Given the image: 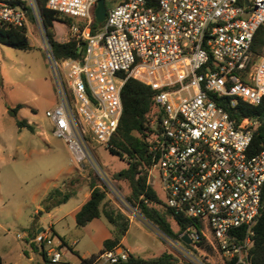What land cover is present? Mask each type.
<instances>
[{
    "label": "built area",
    "instance_id": "built-area-1",
    "mask_svg": "<svg viewBox=\"0 0 264 264\" xmlns=\"http://www.w3.org/2000/svg\"><path fill=\"white\" fill-rule=\"evenodd\" d=\"M23 4L39 16L36 0H0V24H27ZM97 4L47 1L74 18L71 28L87 42L82 58L62 62L59 101L46 111L54 134L64 138L73 161H91L90 141L108 147L118 128L127 79L151 85L162 114L147 134V183L175 214L195 221L180 237L205 239L224 264H251L264 203V148L251 149L259 121L236 120L224 104L264 100V55L252 48L264 25V0H119L92 33ZM16 236L52 262L66 261L52 226ZM128 254L105 250L91 264Z\"/></svg>",
    "mask_w": 264,
    "mask_h": 264
},
{
    "label": "rangeland",
    "instance_id": "rangeland-1",
    "mask_svg": "<svg viewBox=\"0 0 264 264\" xmlns=\"http://www.w3.org/2000/svg\"><path fill=\"white\" fill-rule=\"evenodd\" d=\"M118 1L106 0V6H114ZM27 23L32 49L22 50L0 43V254L11 252L13 262L29 264L22 254L26 240L17 238L16 234L30 231L38 224L47 227L50 223L54 224L57 234H65L70 241L78 239L76 248L80 253L99 252V239L105 233L110 234L112 225L101 216L107 229L99 231L98 235L83 234L82 227L68 213L71 206L91 190L88 183L93 172L107 192L106 200L132 220L125 243L133 248L137 246L136 255L154 258L171 252L180 258L178 264L187 261L191 264H224V258L211 246L194 244L197 250L191 251L183 242L167 236L128 202V182L114 178L127 163L111 153L108 147L90 141L91 161L72 160L66 141L54 134L52 120L46 115V111L59 101L58 82L61 78L64 81L66 69H57L51 64L40 17ZM54 32L59 41H67L73 36L78 38L64 22L56 21ZM18 119L31 125L32 129L18 126ZM69 170L71 175L80 173L84 178V182L77 185V194L52 211L39 209L44 194L60 184ZM158 193L164 202L163 195ZM172 226L177 230L174 223ZM56 239H59L57 235ZM63 252L70 264H79L75 252L67 247Z\"/></svg>",
    "mask_w": 264,
    "mask_h": 264
},
{
    "label": "trees",
    "instance_id": "trees-1",
    "mask_svg": "<svg viewBox=\"0 0 264 264\" xmlns=\"http://www.w3.org/2000/svg\"><path fill=\"white\" fill-rule=\"evenodd\" d=\"M38 15L43 23L47 39L51 48V56L59 69L62 62L69 58H82V40L73 36L67 41H59L55 38V22H64L68 25L74 23V18L63 15L60 12L47 6L48 0H36ZM26 8L28 20H34L36 15L32 8L23 4ZM103 23L99 24L94 18L92 33H96ZM0 43L14 48L29 50L32 46L28 37V23L22 26L0 24ZM252 48L256 54L264 55V25L259 27L255 33ZM157 90L151 85L134 77H129L122 88L123 113L116 132L110 139L108 149L111 153L125 160L127 166L114 174L116 180L128 182L130 191L126 198L147 220L156 225L167 236L183 242L191 251L197 250L194 244L210 246L205 239L197 243H186L180 234L188 226L197 227L195 221L186 215L175 214L160 199L154 187L147 183V170L150 163L148 153L147 134L151 129L152 120L160 118L161 109L156 102ZM22 105H19L20 107ZM230 116L236 120L242 117L257 119L259 125L254 133L251 149L256 152L264 148V100L258 105H250L239 101L231 107L224 104ZM18 126H32L25 121L18 119ZM84 182L80 173L69 175L58 186L51 188L42 200L44 211H51L53 208L65 203L78 192V186ZM91 188L89 198L76 212L75 220L79 227H83L91 220L104 216L112 225L113 236L105 239L103 248L99 253L90 257H82L73 246L58 235L62 245L67 246L79 257V264H91L100 253L105 250L122 248V239L130 228L131 220L123 211L116 209L107 200V192L100 185L99 178L91 172L89 180ZM41 212V211H39ZM173 223L177 230L173 228ZM34 227L31 228L33 233ZM253 246L251 248V264H264V203L254 225ZM124 247V246H123ZM44 264H70L69 261L52 262L42 251ZM180 258L171 252H164L154 258H145L129 251L127 259H119L116 262L106 264H178ZM0 264H6L0 254ZM185 264H191L185 262Z\"/></svg>",
    "mask_w": 264,
    "mask_h": 264
},
{
    "label": "crops",
    "instance_id": "crops-1",
    "mask_svg": "<svg viewBox=\"0 0 264 264\" xmlns=\"http://www.w3.org/2000/svg\"><path fill=\"white\" fill-rule=\"evenodd\" d=\"M72 174V171L71 170H69V171H67L66 172V176L62 179V181L66 178V177H68L69 175H71ZM61 181V182H62ZM59 185V184H58ZM58 185H55V186H58ZM54 186V187H55ZM50 190V189H49ZM48 190V191H49ZM48 191L44 194V197H45V195L48 193ZM90 192H91V190L84 196V198L81 200V201H79V202H77V203H75L74 205H72L71 206V208L68 210V213H70L71 215H73V217L75 218V215H76V212L80 209V207L83 205V203L89 198V196H90ZM77 194V193H76ZM75 194V195H76ZM39 209H42V210H44V208H43V205H40V207H39ZM52 211V210H51ZM50 213V212H49ZM76 221V220H75ZM133 222H132V220H131V224H132ZM130 224V225H131ZM50 226H52V228L54 229V231L56 232V233H58L56 230H55V228H54V224H52V223H50L49 224ZM42 225H40V224H38V225H36L35 227H34V230L33 231H39V230H41L42 229ZM107 228L104 226V224L102 223V221L100 220V217H97V218H94L93 220H91L88 224H86L85 226H83L82 228H81V231H82V233L83 234H86V232H91L92 234H96V235H98V232L99 231H105ZM94 231V232H93ZM128 232V231H127ZM110 234H104V236L103 237H101L100 239H99V243H100V250L103 248V243H104V241H105V239H107V238H109V237H112L113 236V232L112 231H110L109 232ZM58 235H60V236H62V237H64V239L67 241V243H69V244H71L72 246H73V248H74V250H76V251H78L77 250V248H76V244H77V241H78V239H74L73 241H70L67 237H66V235L65 234H63V235H61V234H58ZM126 235H127V233L125 234V236L123 237V239H122V245L124 246H122V248H125V249H127L128 251H130V252H132V253H134V254H136L135 253V249H137V246H135L134 248L133 247H131L130 245H128V244H126L125 242H126ZM61 240V239H60ZM62 241V240H61ZM67 246L65 245V246H63V251L65 250V248H66ZM68 248V247H67ZM79 252V251H78ZM100 252V251H99ZM99 252H97V253H99ZM97 253H90L89 251H84L83 253H80L79 252V254L82 256V257H90L91 255H93V254H97ZM22 254L24 255V256H26V258H27V260H28V263L29 264H44V258H43V255H42V249L37 245V244H35V243H30V242H28V241H26L25 242V244H24V247H23V249H22ZM2 255V257H3V259L5 260V262H6V264H16V262H13V257H12V253L11 252H7L6 254H1ZM63 255H65L64 254V252H63ZM66 260V259H65ZM66 261H68V260H66Z\"/></svg>",
    "mask_w": 264,
    "mask_h": 264
},
{
    "label": "water",
    "instance_id": "water-1",
    "mask_svg": "<svg viewBox=\"0 0 264 264\" xmlns=\"http://www.w3.org/2000/svg\"><path fill=\"white\" fill-rule=\"evenodd\" d=\"M106 15H107L106 0H98L97 7L95 9V18H96L97 22L99 24L103 23L105 18H106ZM42 27H43V23H42ZM43 36H44V40H45L46 52L48 53L51 64L54 66L55 62L53 60V57L51 56V48H50L45 30L43 31ZM86 45H87L86 41H83L81 44L83 54L86 52ZM263 202H264V196H263ZM181 238L184 242L191 243V240L187 234H184Z\"/></svg>",
    "mask_w": 264,
    "mask_h": 264
}]
</instances>
